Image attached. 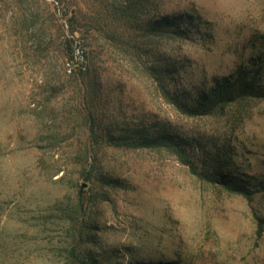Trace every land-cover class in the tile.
Listing matches in <instances>:
<instances>
[{
    "label": "rangeland",
    "instance_id": "1",
    "mask_svg": "<svg viewBox=\"0 0 264 264\" xmlns=\"http://www.w3.org/2000/svg\"><path fill=\"white\" fill-rule=\"evenodd\" d=\"M122 1L0 0V264H77L78 242L102 264H264V97L186 116L148 69L190 104L226 80L264 90V0H146L130 16ZM179 13L193 19L177 36L156 33ZM159 127L204 178L109 142ZM216 168L252 201L210 183Z\"/></svg>",
    "mask_w": 264,
    "mask_h": 264
},
{
    "label": "trees",
    "instance_id": "2",
    "mask_svg": "<svg viewBox=\"0 0 264 264\" xmlns=\"http://www.w3.org/2000/svg\"><path fill=\"white\" fill-rule=\"evenodd\" d=\"M120 7L123 8L126 15L130 16V10L133 8L134 11L143 10L146 7V0H123ZM192 19L193 16H190L188 13H179L178 15L173 16L168 20L169 25H172L174 27L173 30H165L163 28L164 22L161 20V22H158L157 29L155 31L161 37H163L167 33L177 36L178 32L181 31L179 29H181V27L184 25V22L187 25V22L192 21ZM69 43L68 48L71 47ZM261 43L264 45V41H261ZM73 56L74 55H72V58ZM148 69L150 76L154 80L156 90L159 94L162 95L164 101L169 104L176 112L186 116L197 115L199 114L198 112L200 110H202L203 112L206 111V114H213L217 109V105L220 104L222 105V107H224L226 103H228L229 101H234L236 98L244 99L248 97H264V90L262 86H256L254 81L239 80V82H237L236 84L237 86H234V90H231V86L229 85L230 81L226 80L223 82V85H219L218 87L216 83V85L213 88L211 87L209 91L201 90L197 97L196 104H190L188 102V97L185 96L184 92L171 91L166 88L168 83L165 82L166 79L164 78L162 71L156 68ZM79 71L80 72L78 73V75H85V77L88 76V86L92 89L93 83L90 79L91 69L88 68L87 70H83L81 68ZM253 80H255L256 82L258 81L256 77H254ZM234 95L235 97H233ZM88 118L90 133L92 137L95 138L94 141H98V138L101 137L98 133L99 126L92 115H89ZM159 128L160 129L156 132L152 130L147 131V129H144L142 130V134L140 135V137H115L112 140H109V142L116 147H123L126 149L157 150L168 152L176 158L178 163L183 166L189 167L191 172L196 176L204 178L202 174H199L195 171L196 167L194 163L189 159L190 154L186 147L187 141H180L179 138L176 137L175 133L170 132V129L162 127ZM207 180L210 183L218 184L219 187L225 192L242 196L247 200V202L252 201V196L255 193L254 188L246 187L245 182H243L244 180L242 175L237 174L236 176H234L233 174H226L224 172L218 173L217 168L215 174L211 175L210 177L207 176ZM262 190H264V188ZM83 203L84 199H81V204H79V206L82 207ZM255 219L257 220V233L258 235H261L263 231L262 222L258 217H256ZM66 259H75L77 261V264H102V261L96 255L90 252L83 251L80 247L79 242L78 244H76V247L72 248L69 251ZM157 264L163 263L160 262ZM174 264H180V262Z\"/></svg>",
    "mask_w": 264,
    "mask_h": 264
},
{
    "label": "built area",
    "instance_id": "3",
    "mask_svg": "<svg viewBox=\"0 0 264 264\" xmlns=\"http://www.w3.org/2000/svg\"><path fill=\"white\" fill-rule=\"evenodd\" d=\"M74 56L76 58H82L80 50L76 49L75 52H74ZM66 68H67V72L69 74H71L73 72V70H74V68L72 67L71 63H67Z\"/></svg>",
    "mask_w": 264,
    "mask_h": 264
}]
</instances>
